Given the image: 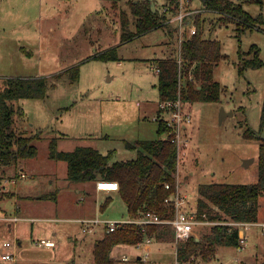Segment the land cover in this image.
I'll use <instances>...</instances> for the list:
<instances>
[{
  "label": "rangeland",
  "instance_id": "1",
  "mask_svg": "<svg viewBox=\"0 0 264 264\" xmlns=\"http://www.w3.org/2000/svg\"><path fill=\"white\" fill-rule=\"evenodd\" d=\"M0 1L3 3L0 5V90L8 77L50 75L66 67L71 59L79 57L75 61L80 60L92 49V39L100 47L115 43L119 38L122 10L129 22L133 21L128 6L132 0H119L116 8L107 1L104 9L95 13L101 7V0ZM148 1L151 5L153 0ZM7 2L10 7L17 2L26 3V13L11 16L17 17V21H12L7 14ZM154 2L158 9L167 1ZM194 3L198 5L200 1L194 0ZM244 8L253 16L261 12L263 21L253 22L251 28L242 32L234 21L201 13V18H205L203 36L221 43L223 57L214 66L213 78L221 84L222 91L218 102L183 104V112L190 120L182 129L175 178L179 191L187 196V210H196L198 187L202 184H248L256 182L259 176L257 158L261 140L247 137L244 132L258 130L264 106V4L260 7L250 3ZM41 12L49 15L43 24L36 20ZM23 18L26 20L19 25ZM77 31L78 51L72 56L60 54V46L67 45V40ZM178 32L176 27L170 38L164 26L142 33L117 47L118 60L95 59L81 63L78 81H72L68 73H63L61 78L48 76L43 98H19L10 102V129L22 135L38 132V137L32 141L37 146V154L21 159L17 167L25 172L29 182L20 177L19 183L13 184L11 195L0 200V253L4 240L16 241L17 245L15 261L2 264H93V244L102 236L103 227L87 233L78 219L93 215L113 221L128 218L115 192L96 193L93 181L69 179L67 162L50 157L49 143L56 138L57 149L64 151L92 146L103 153L111 152L112 161L133 158L136 149L127 142L157 136L153 115L160 100L153 66L161 58L177 56ZM253 45L258 47L263 63L259 67L245 66L239 73V53L246 58L253 57L250 50ZM14 168L3 167L6 172ZM54 190L58 191L56 199L40 198ZM105 194L113 198L100 209ZM258 202V219L262 220L264 195ZM4 215L27 218L11 220L10 228ZM210 226V223L198 225L196 235L208 232ZM45 236L54 238L56 246L34 244V240ZM147 245L152 252L146 263L170 264L175 259L176 245L170 234L141 248L115 246L112 258L116 264H136L134 258ZM123 252L131 259L122 262L116 259ZM208 264H264V234L260 227H250L241 247L219 245Z\"/></svg>",
  "mask_w": 264,
  "mask_h": 264
},
{
  "label": "trees",
  "instance_id": "2",
  "mask_svg": "<svg viewBox=\"0 0 264 264\" xmlns=\"http://www.w3.org/2000/svg\"><path fill=\"white\" fill-rule=\"evenodd\" d=\"M116 8L119 0H103ZM256 3L263 6L264 0H203V10L219 14L218 20L234 21L240 26V31L251 28L253 22H262V13L251 15L245 4ZM133 21L129 22L127 13L120 12V40L127 41L154 28L166 26L164 21L168 15L157 8L152 10L150 1L132 0L128 2ZM196 31L181 42V65L177 57L159 59L157 65V89L159 100H175L184 102L209 101L218 102L222 91L221 84L213 78L214 66L221 60V43L218 39L203 36V18L201 11L193 14ZM188 20V19H187ZM187 22V21H186ZM239 28V27H238ZM169 33L172 34L171 30ZM253 57L246 58L239 53L238 72L245 66L259 67L257 46H251ZM250 53V51H249ZM95 58L104 61L117 60V47L113 46L98 53ZM70 74L72 81H77L79 66L74 65L59 73ZM47 88L45 76H15L8 77L0 90V200L11 195L2 186L6 175L5 166H14L17 170L21 159L37 154V146L32 141L38 137V132L31 135L15 133L10 129V102L19 98H43ZM264 106L262 109L258 130L247 129L244 135L261 140L258 153L259 176L254 183L211 182L198 187L196 217L208 220L257 221L259 198L264 195ZM157 136L151 139H137L127 145L136 149V155L126 160H111L112 153H103L92 146H77L73 150L57 149V139L49 143L51 158L67 162V177L74 181L99 179L116 180L119 189L113 191L122 200L128 217L138 214V211L152 210L160 217H173L174 207L172 197L176 191L175 172L178 162V145L172 140L175 129L165 118L157 120ZM14 176H17L14 175ZM165 184H169L166 187ZM57 190L40 195V198L56 199ZM108 194L100 203L104 209L112 200ZM165 198L169 201L166 202ZM216 208V209H215ZM94 233V232H93ZM146 234L153 240L166 237L174 238L170 225H148ZM145 233L134 223H121L114 230L103 228L102 236L94 241L92 248L93 264H116L112 251L116 245H134L141 241ZM219 245L239 246L238 230L224 223L211 224L208 232L199 236H190L176 244L175 256L181 263L208 264L212 260ZM152 261V260H151ZM119 262V261H118ZM122 262V261H121ZM136 264H157L135 260Z\"/></svg>",
  "mask_w": 264,
  "mask_h": 264
},
{
  "label": "built area",
  "instance_id": "3",
  "mask_svg": "<svg viewBox=\"0 0 264 264\" xmlns=\"http://www.w3.org/2000/svg\"><path fill=\"white\" fill-rule=\"evenodd\" d=\"M191 0H167L165 5L161 8V12L168 15L165 23H176L178 28V40L181 47V42L186 36L190 37L196 31V25L194 24L193 14L199 10L190 8ZM188 19V20H187ZM187 21V22H186ZM179 67L181 65V55L177 58ZM153 69L158 73L159 66L157 63L153 66ZM183 101L180 98L175 100H164L159 102V108L168 112V116L165 118L167 123L175 129L173 139L177 145L180 144V138L182 129L185 124L190 120V116L183 112ZM169 187V184H165ZM95 189L98 191H116L119 189V183L116 180H105L99 179L95 182ZM168 202L169 199L165 198ZM187 196L179 191L178 184L176 186V191L172 197V203L174 207L173 217H160L156 212L152 210H142L138 211V214L133 217H128L127 219L121 221H113L108 219H103L100 216H94L86 219H79L82 224L83 231L91 233L97 231L98 226H103L107 231L114 230L121 223H134L138 226L139 230L145 233L144 238L134 244L136 248H141L143 245L152 244L153 239L151 236L146 234V228L148 225H164L168 224L171 226L174 232V242L175 245L187 239L188 237L196 235V227L200 224H216L224 223L229 226L236 227L238 230V242L241 247L247 240V231L251 226H259L261 233L264 234V221H236V220H208L199 219L196 217L195 211L187 210ZM13 221H17L18 217L14 216L10 218ZM34 244L38 247H53L55 246V240L50 237H41L34 240ZM3 249L0 253V264L2 262H9L15 260V250L16 241H11L9 239L2 242ZM149 245L142 249V252L137 253L135 260L147 261L151 254ZM116 259L120 261H128L131 258L125 252L121 253ZM170 264H189L181 263L176 258Z\"/></svg>",
  "mask_w": 264,
  "mask_h": 264
},
{
  "label": "crops",
  "instance_id": "4",
  "mask_svg": "<svg viewBox=\"0 0 264 264\" xmlns=\"http://www.w3.org/2000/svg\"><path fill=\"white\" fill-rule=\"evenodd\" d=\"M103 0H101V7H100V9H98V10H95V11H93L94 13L96 12V11H99V10H103L104 9V4H105V2L103 3L102 2ZM167 1V0H166ZM200 1V4H198V5H195V3H194V0H191V3H190V8H193V9H196V10H199V11H201V13L203 14H208V15H210V17H214L215 19H218V17H219V14L218 13H216V12H212V11H208V10H203V7H202V5H203V0H199ZM10 3H11V1H9ZM153 2V4H154V8H155V2H154V0L152 1ZM166 3V2H165ZM165 3L162 5V7L165 5ZM3 3L0 1V5H2ZM7 6H6V9H7V14H9L10 15V17L11 16H20V15H22V13H26V7H28L27 6V4L26 3H23V2H17V3H14V4H11V7H10V4L7 2V4H6ZM16 6V7H15ZM10 7V8H9ZM14 8H15V10H14ZM158 10L161 12V8H158ZM198 11V12H199ZM49 15H43L42 14V12H41V15H40V17L39 18H35L37 21H38V23L40 24H43L44 22H46L47 20H48V17ZM17 17H11V20L12 21H17ZM206 17V16H205ZM207 18V17H206ZM205 18H203V20H204ZM26 19L25 18H23V20L21 21V19L19 20V25H23V21H25ZM164 24H166V26H167V33L169 34V37H170V33H169V30H171V32H174L175 30H176V23H165V21H164ZM170 25H174L173 27H171ZM161 27H164V26H161ZM156 28H154V29H152V30H150V31H148V32H151V31H153V30H155ZM119 35V38L117 39V41L115 42V43H113V44H108L106 47H100V46H98V45H94L93 44V39H92V41H91V44H90V46H91V50L89 51V52H87L86 54H84V56L83 57H81L80 58V60H78V61H75V59H78L79 57H76L75 59H71L70 61H68L66 64H68V65H66V67L64 66V67H61V69H58L56 72L54 71V72H52V74H50V75H45V74H39V73H37V74H35V75H24V76H45V77H48V76H51V77H55V78H61L62 76H56V75H58L59 73H62L63 71H65L66 69H68L69 67H71V66H74V65H78L79 66V76H80V64L81 63H83V62H85V61H88V60H98L97 58H95V56L98 54V53H100V52H102V51H104V50H106V49H109V48H111V47H113V46H116V47H118L119 45H121V44H123V43H125L126 41H121L120 40V32L118 33ZM171 38V37H170ZM176 40H177V48H178V50H179V52H178V54H177V56H175V57H179V55H180V50H181V48H180V44H179V40H178V38L176 37ZM84 41H85V39H84ZM128 41V40H127ZM67 42H69L67 45H66V43L64 44V46L62 47V46H60V48H59V52H60V54H62L63 53V55H75V52L76 51H78V48H79V35H78V31H77V33L72 37V38H70V39H68L67 40ZM62 47V48H61ZM75 49V50H74ZM74 50V51H73ZM30 52V51H29ZM28 52V53H29ZM172 57V56H171ZM118 58H119V54H118ZM166 58H170V56H166V57H164V58H161V59H166ZM118 60V59H117ZM107 61H110V60H107ZM155 63H158V61H156ZM79 76H78V79H79ZM78 81V80H77ZM168 116V112H165V111H163L162 109H160V108H158V110L156 111V114H154L153 115V119L157 122V120L159 119V118H166L167 116ZM21 169V168H20ZM17 174V176H14V175H16ZM25 178L24 179V182L25 181H27V182H29L28 180H26V178H28L27 177V175L25 174V172H23L22 171V169H21V171H19V169H11V170H9V172H7L6 173V175H5V177H4V179L2 180V186H3V189L5 190V191H9V192H11V190H12V188H13V184H17V183H19L18 181H19V178ZM9 182V183H5V182ZM32 183V182H31ZM92 187H93V189H94V191L96 192V193H100V192H102V191H98V190H96L95 189V184H94V182H93V184H92ZM108 194H105L104 195V197L105 196H107ZM100 202V201H99ZM17 210V207L15 206V208H14V211H16ZM14 216H16V217H18V218H27V217H25V216H21V217H19V216H17V215H14ZM94 216H96V215H93V216H88V217H83V218H80V219H86V218H91V217H94ZM97 216H99V215H97ZM4 218H7L8 219V222H7V224H8V227H12L13 225H12V223L10 222L11 221V217L9 216V215H4ZM31 218H34V217H31ZM258 220H260V219H258ZM78 221H79V219H78ZM261 221H264V219H262ZM81 227H82V224H81ZM99 227H101V226H98V228ZM103 227V226H102ZM98 228H97V230H98ZM104 228V227H103ZM94 232H96V231H94ZM91 233H93V232H91ZM45 237H48V236H45ZM50 238H52V237H50ZM52 239H54V238H52ZM55 240V239H54ZM17 242L18 243H20V240H17ZM121 245H125V244H120V246ZM55 246H56V241H55ZM55 246H53V247H55ZM118 245H116V247H117ZM115 247V249H117ZM114 249V250H115ZM126 253V252H125ZM15 261V260H14ZM2 263H6V262H2ZM1 263V264H2Z\"/></svg>",
  "mask_w": 264,
  "mask_h": 264
},
{
  "label": "water",
  "instance_id": "5",
  "mask_svg": "<svg viewBox=\"0 0 264 264\" xmlns=\"http://www.w3.org/2000/svg\"><path fill=\"white\" fill-rule=\"evenodd\" d=\"M151 6H152V10H154L155 8L153 2H151ZM261 136L264 137V128L261 131Z\"/></svg>",
  "mask_w": 264,
  "mask_h": 264
}]
</instances>
